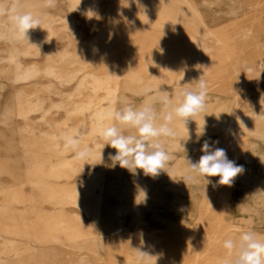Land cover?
<instances>
[{"label": "rangeland", "instance_id": "374dc122", "mask_svg": "<svg viewBox=\"0 0 264 264\" xmlns=\"http://www.w3.org/2000/svg\"><path fill=\"white\" fill-rule=\"evenodd\" d=\"M70 1L48 6L45 0H0L2 57L14 47L26 48L27 42L11 43V24L28 4L38 10L41 26L31 29L27 40L49 37V19L55 32L49 44L37 43L36 56L21 59L19 70L13 63L0 69V264H110L112 254L100 251L96 241L109 250L121 245L112 259L123 264H196V259L217 264L209 259L225 240L236 243L232 254L238 255L243 232L264 239V85L256 94L248 90L252 76L264 70V0H244L252 7L241 14L222 10L213 15L210 39L174 27L184 29L183 42L175 45L169 34L174 28L131 19L134 0H90L94 10L88 12L70 11ZM214 1L223 7L234 3ZM103 32L112 44L106 38L96 44ZM71 37L77 44H68ZM189 40L194 42L185 43ZM169 45L173 49L165 57ZM51 65H63L69 70L64 78L74 82H60L49 72ZM116 71L124 74L111 79V92L98 86ZM200 78L208 86L204 111L187 123L174 116L170 127L176 135L161 138L172 157L167 171L155 178L142 169L133 174L111 159L116 150L104 147L100 136L106 126H119L108 118L110 111L148 103L156 123H163V114L178 106L185 88L196 89ZM165 94L171 100L167 106L160 99ZM237 105L240 132L207 130V125H227ZM100 118L104 124H95ZM185 123L196 136L183 132ZM122 130L138 134L128 126ZM69 136L79 139V149L90 151L87 161L65 147ZM205 141L244 166L232 186L215 185V176L192 171L190 162H198ZM120 186L127 189L125 198L108 195L97 203L104 192ZM146 187L161 203L136 201ZM72 196L74 202L68 203ZM75 202L98 208L107 219L100 221ZM8 206L14 210L11 217L4 213ZM77 212L81 219L74 218ZM29 216L32 220H25ZM25 222L35 225L31 229ZM39 235L43 244L35 242ZM208 245L215 249L208 251Z\"/></svg>", "mask_w": 264, "mask_h": 264}, {"label": "clouds", "instance_id": "9594fccd", "mask_svg": "<svg viewBox=\"0 0 264 264\" xmlns=\"http://www.w3.org/2000/svg\"><path fill=\"white\" fill-rule=\"evenodd\" d=\"M45 2L48 6H53L55 0H45ZM12 20L21 37L28 36L30 29L41 26L39 17L31 12L16 13ZM197 81L196 89L185 88L182 93L183 100L178 106L173 111L163 114V123H156V113L148 103L140 108L128 105L121 110L110 111L108 118H114L119 126L117 124L106 126L100 132V136L105 141L104 147L109 145L116 150V154L111 156V159L133 174H136L138 169H142L146 176L150 175L155 178L162 170H166V165L172 157L161 142V138L176 135L170 127L174 116L184 119L187 123L206 107L207 83L201 78ZM160 99L165 106L171 103L166 94ZM122 126L135 128L138 134L125 135ZM65 147L76 150L78 159L87 161L90 158L88 149H79V139L75 136L65 137ZM201 151L203 155L200 156L198 162H190L192 171L198 176L205 178L218 176V184L232 186L235 178L245 171L243 165H238L228 158L224 148L216 147L213 150L212 145L205 141ZM210 182L208 180V183ZM224 247L228 249L231 257L237 245L232 239H228L224 241ZM143 254L144 252L141 251V256ZM231 264H264V239L258 238L254 232H243L239 241L238 255L231 261Z\"/></svg>", "mask_w": 264, "mask_h": 264}, {"label": "bare ground", "instance_id": "6f19581e", "mask_svg": "<svg viewBox=\"0 0 264 264\" xmlns=\"http://www.w3.org/2000/svg\"><path fill=\"white\" fill-rule=\"evenodd\" d=\"M68 3V2H67ZM189 4V5H188ZM185 5H188V8H185ZM221 4H218L217 2L215 3L214 0H195V5L191 4V2L189 0H134L133 4L131 6V11H129L130 15H131V19L133 20H137L140 21L142 23H144V25H151V26H163L165 28H179V27H187L188 29L192 30V32L194 33V35L197 37H201V38H205V39H210V35H215V32L213 31V29L210 27L209 25V21L213 18L212 16L215 14H220L222 12V10H228L231 11L232 13L235 14H241L242 12L244 13V9L245 8H251L252 5L251 4H247L246 5V1L244 0H234V3H231L228 6H219ZM68 9L70 11H93L94 10V5L92 4V2L90 0H71L70 3H68ZM222 7L224 9H222ZM123 10L125 8H122ZM37 9L33 6V4H28L24 7V12H31L33 15L37 14ZM104 20V19H103ZM83 21V20H81ZM163 22V24H162ZM76 23V22H75ZM103 22L101 24V28H104L106 23ZM11 43L15 45L16 42L19 41H23V42H27L26 43V48L22 50H18L16 47L12 48L11 50V54L9 56L6 57H2L1 55V51L0 50V69H2L3 67L9 68V63H13L16 71L19 70L22 66V58H25V56H36V45L37 43L41 42V43H45V44H49L54 36V31H53V26H52V21L49 19L46 22V26L48 28V33H49V37H45L44 39L42 37H32L31 39L27 40V36H23L21 37L19 35V33L16 31V27L15 24L12 21L11 24ZM177 26V27H176ZM174 30H177L175 29ZM31 30V29H30ZM29 30V31H30ZM184 30V29H183ZM183 30H177V31H172L169 32V34H172L174 37V45L175 44H179L182 43L183 41L181 40L182 36H183ZM91 31V30H90ZM30 33V32H29ZM28 33V34H29ZM92 33V32H91ZM103 35H101L96 42V44L100 43L103 39H105V41L109 44H112L111 42L113 41L111 39V37L108 34H105L104 32L102 33ZM252 35V32L249 30L245 36L248 38ZM194 37V36H193ZM197 37V38H198ZM42 38V39H41ZM190 39V38H189ZM69 40V39H68ZM195 41V38H194ZM247 41V40H245ZM76 43V40L71 37V39L68 41L69 43ZM185 43H189L192 44V40H189L188 42ZM79 44V42H78ZM171 49H173V46L169 45L168 49L165 48L164 53H165V57L169 56V53L171 51ZM65 59L67 60L66 62H70L71 61V57L67 56L65 57ZM4 61H6V64H3ZM248 60H246L245 62L247 63ZM263 67V66H260ZM49 72H51L52 74H54L57 78H59L60 82H74V79H69V78H64L66 77L65 74H67L69 72L68 69H66L65 67L62 66H56V65H51L48 67ZM18 73V72H17ZM115 74H109L108 77L109 79H107L106 81H99L98 82V86L99 85H104L106 86V90L108 92L112 91V86H111V79L115 78L117 76H121L122 74H119L118 71L114 72ZM261 73V72H260ZM19 74V73H18ZM84 81L81 82V84H83ZM264 85V70L261 73L260 76L254 77V75L251 78V82L248 84L249 88L248 90L254 94L258 93V89L259 87ZM101 87V86H99ZM96 90V88L94 89ZM99 89H97L98 91ZM179 102H181L183 100V97H180ZM40 107V106H39ZM240 109V106L237 105L235 111H234V115L238 116V111ZM100 117H102V114L99 115ZM233 117L225 126H219L216 124H213L212 126L207 125V130H210V132L212 131H220L222 129H226L229 133H231L232 135L241 130L240 126H241V121L240 119H238V117ZM95 124L97 125H102L104 124V121L102 118L98 119L95 121ZM193 124V122L191 123ZM190 125V123H189ZM198 125L200 126L201 123H198ZM186 126H188L186 123L183 125V127L181 128L182 130L184 129L185 131L183 132H187L188 130L185 129L187 128ZM81 134H85V130H80L78 131ZM192 134V136H196L197 131L196 130H189L187 132V134ZM190 139V138H189ZM218 176H215V182L214 184L217 185L218 182ZM148 185V184H147ZM147 189L143 190L142 192H140L137 196H136V201L137 202H145V204H157V203H161V199L158 198V195L155 194H150V192H148V187H146ZM126 190L125 187L120 186V187H113L109 190H107V192H104L102 197L98 200L97 203H102L105 199V196L110 195L113 198H125L127 196L126 194ZM91 193L90 190L87 192ZM147 199V200H146ZM75 200V198L72 197H67V201L68 203H73ZM77 203L79 206H81L82 208L86 209L89 213H92L94 216H96L100 221H104L105 219H107V216L101 217L99 216V209L98 208H93L92 206H89L87 204H83L80 202H75ZM61 205V202H60ZM13 208H11L10 206H8L6 209H4V213L6 215H8V217H11L13 215ZM74 218L77 219H81V214L80 213H74ZM32 220V218L29 216L28 218L26 217L25 220ZM34 223L33 222H25V226L28 228H33L34 227ZM103 227H107L109 228L110 226L105 224L103 222ZM206 234V233H205ZM206 236V235H205ZM206 238L203 239V241L200 239V242H204ZM36 243H44V241H42V239L39 237H37V240L35 241ZM96 243L98 244V249L102 252H107L112 254V256H110V264H123L122 261H120L118 258H113V255L115 256V254H117L118 252H120L121 250H123L121 245H115L113 246V248L111 250H109L108 248H106V246L104 245V243L102 242H98L96 241ZM67 244V243H64ZM68 245V244H67ZM201 246V244H200ZM220 247H222V250L219 251V254L217 256H212L211 259L209 260H214V261H218L217 264H231V261L235 259L236 255L232 254L231 257L229 256V251L228 249H226L224 247V243L222 242ZM202 249V247H201ZM215 249L214 247H211L210 245L207 246V250L211 251ZM208 255L207 253L205 254V256ZM211 256V255H210ZM203 257V256H202ZM201 257V258H202ZM198 259H196V264L198 263ZM211 263V262H210ZM208 263V264H210ZM125 264H131V263H125ZM169 264V263H168ZM172 264V263H171ZM176 264H180V263H176Z\"/></svg>", "mask_w": 264, "mask_h": 264}]
</instances>
